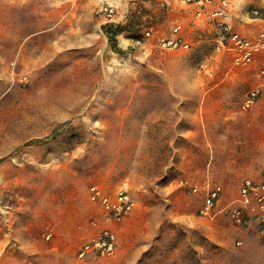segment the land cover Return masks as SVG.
I'll use <instances>...</instances> for the list:
<instances>
[{"label": "rangeland", "instance_id": "1", "mask_svg": "<svg viewBox=\"0 0 264 264\" xmlns=\"http://www.w3.org/2000/svg\"><path fill=\"white\" fill-rule=\"evenodd\" d=\"M231 1L230 25L255 39L264 0ZM105 6L115 22L142 9L155 34L122 31L115 51L97 14ZM189 13L183 0H0V264H254L247 248L264 257V229L221 210L242 180H264V52L243 64L217 42L159 44ZM93 185L127 189L133 214L110 225ZM214 186L219 206L202 215ZM108 226L116 254L78 258Z\"/></svg>", "mask_w": 264, "mask_h": 264}, {"label": "built area", "instance_id": "2", "mask_svg": "<svg viewBox=\"0 0 264 264\" xmlns=\"http://www.w3.org/2000/svg\"><path fill=\"white\" fill-rule=\"evenodd\" d=\"M183 1L190 8L189 25L195 27L211 26L217 31L218 39L215 47L218 51L226 49L234 52L235 60L243 64L252 62L257 53L264 52V18L258 15L257 10H253V14H256L254 15L255 19L262 20L263 24L256 38L250 39L242 32L233 29L229 23L231 0ZM97 14L104 18L106 23H125L130 15H134V17H138L137 30L135 31L140 32L146 38H151L155 34L153 22L147 19L142 9L137 8L133 14L125 16L122 22L112 20L114 9L107 6L100 8ZM185 25L183 20L178 19L170 34L158 38L159 44L168 48L191 49L192 42L185 37ZM256 95L255 91L251 92L245 104L247 106L251 105L256 100ZM193 190L197 191L198 187L194 185ZM222 193L221 186L207 188L200 213L202 215L214 213L219 206ZM90 199L101 207L105 221L113 226L130 217L136 206L131 193L125 188L110 193L101 185H93L90 187ZM221 210L242 226L255 222L264 229V180L259 181L253 178L242 180L235 203L229 204ZM117 246L116 232L111 226H108L80 246L78 257L86 260L115 255Z\"/></svg>", "mask_w": 264, "mask_h": 264}, {"label": "crops", "instance_id": "3", "mask_svg": "<svg viewBox=\"0 0 264 264\" xmlns=\"http://www.w3.org/2000/svg\"><path fill=\"white\" fill-rule=\"evenodd\" d=\"M242 1H244V0H239V1H237V3H236V7H239L240 5H242ZM184 2V1H183ZM185 4V3H184ZM233 12H230L229 14H230V18H231V20L233 21V19H232V17H233V14H232ZM188 16H190V13H189V15ZM187 15H184L183 14V17L181 18V19H183V21L184 20H188V17ZM243 16V15H242ZM246 16V15H245ZM179 19V14H176V16H175V21H177ZM249 19H250V17H249ZM231 22V21H230ZM209 31L210 32V34L209 33H204L205 31ZM185 37L187 38V40H191L192 41V44H195L197 47L196 48H201V49H205V48H208L209 46H208V43H216V41H217V31L216 30H214L211 26H208V27H202V28H200V27H197L196 26V29L194 30V31H192V32H190L191 30H189V29H186L185 28ZM201 31H203V32H201ZM237 31H239V30H237ZM124 32H126V33H129V31H124ZM243 33V32H242ZM192 34V36H190ZM210 38H212V39H210ZM215 38H216V41H215ZM255 223V222H254ZM250 225H251V223L249 224V225H245V226H243L244 228L245 227H247V228H249L250 227ZM248 247V246H247ZM259 248V247H258ZM262 250V248H259V250L258 251H261ZM244 257H245V259H248L249 261H252V262H254V264H264V257L262 256L261 257V255H260V252H258V254H256V253H252V252H250V250L247 248V250H245L244 251ZM79 258V257H78ZM81 259V258H80ZM90 259H93V258H90ZM89 259V260H90ZM81 260H83V259H81ZM86 260H88V259H86ZM88 260V261H89ZM85 261V260H84Z\"/></svg>", "mask_w": 264, "mask_h": 264}, {"label": "trees", "instance_id": "4", "mask_svg": "<svg viewBox=\"0 0 264 264\" xmlns=\"http://www.w3.org/2000/svg\"><path fill=\"white\" fill-rule=\"evenodd\" d=\"M138 17H134V15H130L125 23H112L107 22L103 24V30L107 35L112 48L117 51L121 52V49L118 46V34L122 31H129L130 30H137V19Z\"/></svg>", "mask_w": 264, "mask_h": 264}, {"label": "bare ground", "instance_id": "5", "mask_svg": "<svg viewBox=\"0 0 264 264\" xmlns=\"http://www.w3.org/2000/svg\"><path fill=\"white\" fill-rule=\"evenodd\" d=\"M24 46H26L25 43L23 44L22 48H23Z\"/></svg>", "mask_w": 264, "mask_h": 264}]
</instances>
